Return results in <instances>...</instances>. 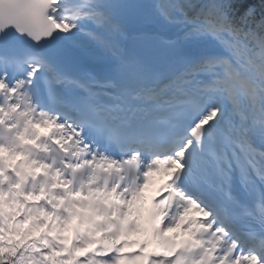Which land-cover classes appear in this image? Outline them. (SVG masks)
<instances>
[{
  "label": "snow or ice",
  "instance_id": "snow-or-ice-1",
  "mask_svg": "<svg viewBox=\"0 0 264 264\" xmlns=\"http://www.w3.org/2000/svg\"><path fill=\"white\" fill-rule=\"evenodd\" d=\"M0 264H264V0H0Z\"/></svg>",
  "mask_w": 264,
  "mask_h": 264
}]
</instances>
